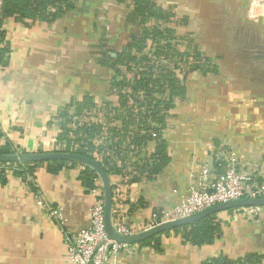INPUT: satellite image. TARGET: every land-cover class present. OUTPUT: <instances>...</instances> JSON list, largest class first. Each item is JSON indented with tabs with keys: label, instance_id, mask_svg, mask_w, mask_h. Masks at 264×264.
Listing matches in <instances>:
<instances>
[{
	"label": "crops",
	"instance_id": "1",
	"mask_svg": "<svg viewBox=\"0 0 264 264\" xmlns=\"http://www.w3.org/2000/svg\"><path fill=\"white\" fill-rule=\"evenodd\" d=\"M150 1L161 12L151 24L173 33L177 49L196 50L216 68L186 76L184 99L173 98L164 124L154 119L159 117L155 113L119 107L120 92L111 87L129 73L118 74L108 58L141 32L139 22L129 20L133 0H79L51 22H7L10 55L0 68V146L9 142L18 153L59 151L65 146L63 127L74 116L75 103L84 99L97 107L90 108L94 124L111 112L113 121L105 131L128 134L120 145L123 153L113 155L112 162L141 164L163 140L168 161L153 179L146 173L132 183L118 175L109 178L115 218L136 230L187 194L205 163L216 169L217 161L231 158L264 179V14L249 16L248 0ZM145 124L158 138H149L134 153L131 136L143 135ZM82 169L67 164L50 172L46 164L38 165L32 188L17 167H5L0 178V264H70L66 246L88 224L92 203L80 180ZM49 207L61 211L62 222L49 214ZM217 219L222 233L209 245L183 244L170 233L161 236L159 249L135 245L131 255L117 259L120 264H212L220 256L264 253V225L238 210L220 212Z\"/></svg>",
	"mask_w": 264,
	"mask_h": 264
},
{
	"label": "trees",
	"instance_id": "2",
	"mask_svg": "<svg viewBox=\"0 0 264 264\" xmlns=\"http://www.w3.org/2000/svg\"><path fill=\"white\" fill-rule=\"evenodd\" d=\"M76 4L73 0H5L0 8V68L7 64L10 55V44L5 28L7 22L13 21L22 25H28L36 21L51 22L61 14L74 9ZM160 14L159 8L150 0H133V12L129 14V20L136 24L139 22L141 32L115 58H108V60L111 61L110 64L112 66L116 67L118 74L124 70L129 73V76L121 82H113L111 84L112 88L120 92L121 102L119 107H136L138 101L134 93L142 90L147 105L150 106L151 103H154L155 114L159 115V117L154 119L164 124V119L168 117V110L174 105L173 98L184 99V81L186 76L195 71L202 73L216 72V68L211 64L210 59L204 57L196 50L183 52L177 49L176 44L180 43L177 42V38L173 33H170L165 28L160 29L151 24L153 18L160 16ZM149 44V49L145 51ZM153 92L159 93L161 97L159 99L153 98ZM141 105L143 103H139V106ZM92 107L94 109L97 108L91 104L90 99L75 103V114L68 120L69 124L67 125L69 127L67 125L63 127L61 135L65 146L60 148L58 152L77 153L89 157L102 166L109 178L113 175H118L122 177L125 183L138 181L140 179L139 175L141 176L143 173H146L149 179H153L162 171L168 161L164 151L165 144L163 140L157 145L156 153L152 154L150 159L142 160L141 164L134 162L132 165H127L124 159L120 160V163L114 164L110 157L112 155L120 156L123 153L120 145L123 142V138H126L128 134L116 129H110L109 131L107 129L105 131L106 123L113 121L112 118H108L111 112L101 110L109 116L106 115L107 118H102L100 122L97 121L98 123L95 122L96 124H94L90 117V114H92L90 108ZM133 117L137 116L131 115V119ZM107 132L109 136L106 145L103 139ZM131 138L133 143L138 146L146 142L150 137L147 134L142 136L135 134ZM0 153L15 154L17 150L9 142H6L0 146ZM108 153L113 154L108 155ZM41 164H46L50 172H57L67 164L75 165L79 163L63 160L31 163L0 162V178L3 177L5 167L13 165L17 167L16 173L21 176L25 183L32 187V171ZM215 164L217 167L218 162ZM82 167L83 169L80 173L81 183L85 188L91 190L95 187L94 180L99 179V177L89 167L84 165ZM113 198L114 186H112L111 216L117 218L115 211L116 202ZM233 210L240 211V208ZM217 214L163 232L134 245L153 246L159 249L161 236H167L170 233L177 235L183 244H189L194 247L209 245L216 241L222 233L221 222L217 219ZM115 219L113 223L129 226L123 220ZM210 263L264 264V253L251 252L236 259L220 256L212 258Z\"/></svg>",
	"mask_w": 264,
	"mask_h": 264
},
{
	"label": "built area",
	"instance_id": "3",
	"mask_svg": "<svg viewBox=\"0 0 264 264\" xmlns=\"http://www.w3.org/2000/svg\"><path fill=\"white\" fill-rule=\"evenodd\" d=\"M73 1L79 2V0ZM4 2L5 0H0V8ZM248 2L249 16L264 14V0H248ZM134 94L138 101L137 108L143 109L144 112L147 110L148 116L155 113L154 103L147 105L142 90ZM139 103L143 105L139 106ZM142 134H147L153 139L158 138L146 124L142 126ZM131 148L134 153L138 152L137 145L132 143ZM110 154L113 153H108ZM217 162L216 169H212L207 163L199 166L196 183L174 206L153 214L152 218L139 230L132 226L113 223L116 232L129 236L163 222L188 217L221 202L242 198H264V179H259L249 168L240 167L231 158L226 159L224 163ZM114 164L118 163L114 162ZM94 183L95 187L90 190L92 203L88 211V224L75 232L73 242L66 246L65 258L70 264H120L117 258L120 255H131L135 245L120 243L107 237L103 221V188L99 179H95ZM37 204L43 206V199L37 197ZM240 211L250 221L264 225V206L244 207L240 208ZM49 214L58 221H63V215L58 208L49 207Z\"/></svg>",
	"mask_w": 264,
	"mask_h": 264
},
{
	"label": "water",
	"instance_id": "4",
	"mask_svg": "<svg viewBox=\"0 0 264 264\" xmlns=\"http://www.w3.org/2000/svg\"><path fill=\"white\" fill-rule=\"evenodd\" d=\"M51 160H63L72 161L82 164L92 169L99 177L103 188V221L104 229L108 238L113 239L120 243L126 244H138L146 239L157 236L163 232L170 231L174 228H178L187 224H191L213 214L220 212L251 207V206H264L263 199H237L229 200L215 204L211 207L205 208L200 212L192 214L188 217L179 218L167 222H163L148 230L133 234V235H121L116 232L112 222V186L107 173L103 170L102 166L93 159L77 153L68 152H41V153H15V154H1L0 162L7 163H31V162H45Z\"/></svg>",
	"mask_w": 264,
	"mask_h": 264
},
{
	"label": "rangeland",
	"instance_id": "5",
	"mask_svg": "<svg viewBox=\"0 0 264 264\" xmlns=\"http://www.w3.org/2000/svg\"><path fill=\"white\" fill-rule=\"evenodd\" d=\"M152 97H153V98H156V99H159V98H160L159 93H155V92L152 93ZM56 152H58V151H56ZM17 153H18V152H17ZM17 153H16V154H17Z\"/></svg>",
	"mask_w": 264,
	"mask_h": 264
}]
</instances>
